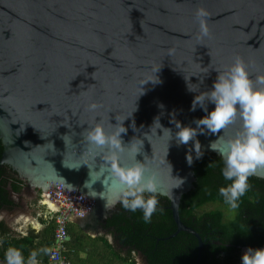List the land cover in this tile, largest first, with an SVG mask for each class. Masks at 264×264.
Instances as JSON below:
<instances>
[{
  "label": "water",
  "instance_id": "1",
  "mask_svg": "<svg viewBox=\"0 0 264 264\" xmlns=\"http://www.w3.org/2000/svg\"><path fill=\"white\" fill-rule=\"evenodd\" d=\"M199 8L208 14L202 39ZM236 58L251 79L264 74V0H0V166L43 190L52 212L61 207L55 191L81 203L67 221L100 231L119 185L105 170L107 148L87 136L97 125L109 136L126 128L118 165L140 163L155 175L151 195L168 200L175 234L195 238L198 264L203 244L182 224L179 204L197 155L221 159L211 143L242 127L237 118L219 134L197 129L177 146L176 123L196 128L206 113L191 110L195 96ZM252 177L264 179V167Z\"/></svg>",
  "mask_w": 264,
  "mask_h": 264
},
{
  "label": "trees",
  "instance_id": "2",
  "mask_svg": "<svg viewBox=\"0 0 264 264\" xmlns=\"http://www.w3.org/2000/svg\"><path fill=\"white\" fill-rule=\"evenodd\" d=\"M3 146L0 141V158ZM223 161L216 155H202L197 158L193 166L195 182L193 188L182 196L179 204V213L192 210L191 215L198 220L194 225L195 232L201 238L203 247L198 264H238L239 251L242 248H264V179L250 176V185L246 194L241 197L235 215L226 220L220 210L196 213L209 204L228 206L219 195V188L225 187L221 169ZM23 188L22 181L16 173L7 166H0V207L11 208L10 194H18ZM151 194H145V198ZM158 203L156 211L152 214L151 222L145 223L140 209L131 212L123 208L118 202L112 218L105 220V226L110 235L118 242L121 248L127 249V254L122 253L109 244L104 238L96 240L80 239L75 233L67 248L72 252L75 262L80 264H135L131 254H141L147 264H194L197 256V241L189 236L192 248L188 251L186 261H173L170 256L160 253L162 248L172 249L177 237H172L166 242H158L174 234L175 227L168 210L169 202L165 198L155 196ZM229 207V206H228ZM209 218L211 225L203 219ZM183 220V218H181ZM53 245V224L46 228L39 238L33 236L15 237L10 234L3 222L0 223V264H5L4 254L9 247L21 250L25 261L30 254L37 252V264H47L48 252ZM87 248L86 261L79 260V253ZM213 255V260L208 262V255ZM91 258V259H89ZM92 258H95L93 263Z\"/></svg>",
  "mask_w": 264,
  "mask_h": 264
},
{
  "label": "clouds",
  "instance_id": "3",
  "mask_svg": "<svg viewBox=\"0 0 264 264\" xmlns=\"http://www.w3.org/2000/svg\"><path fill=\"white\" fill-rule=\"evenodd\" d=\"M207 15L203 8L197 9L195 13L200 26L198 39L209 36L204 19ZM217 73L211 90L196 95L191 105L192 111L199 106L206 114L194 121L196 128L182 127L176 123L178 131L175 139L177 146L186 145L197 136V129H200V134L207 132L215 135L237 118L241 121L242 131L228 139L218 135L210 145L223 161L221 174L224 180L230 182L219 188V195L231 209H237L241 197L250 188L249 177L257 168L264 167V74L258 75L255 80L251 79L240 58H236L226 71ZM208 104L214 105L211 111L208 110ZM90 107L95 109L97 105L92 104ZM155 123H159V119ZM125 132L126 128L109 136L101 125H97L88 133L87 140L97 148H107L105 170L119 185L118 202L131 212L140 209L144 222L150 223L158 201L154 195L145 198V193H156L155 175H146L148 170L140 163L129 167L118 165L120 153L124 150L121 134ZM170 136L172 139L171 132ZM199 146V142L195 141V151ZM131 151L136 154L135 147ZM201 156L202 153H199L197 158ZM186 159L191 165L189 155ZM36 257L37 252L33 251L25 261L21 250L15 247L7 248L4 254L5 264H37ZM241 264H264V248L249 247L241 256Z\"/></svg>",
  "mask_w": 264,
  "mask_h": 264
},
{
  "label": "flooded vegetation",
  "instance_id": "4",
  "mask_svg": "<svg viewBox=\"0 0 264 264\" xmlns=\"http://www.w3.org/2000/svg\"><path fill=\"white\" fill-rule=\"evenodd\" d=\"M16 176L18 177L19 180L22 181V184H23V188L21 189L20 193H18L16 195H21L23 193H26L27 195H29V196L32 197V202L39 201L38 205L41 206L42 204L40 203V201L43 200V199H46V197L44 195V191L43 190H40V189H38V191H32L31 189L32 188L35 189L34 187L30 186L27 181L21 179L17 175V173H16ZM12 195H15V194H10V197H9V201L12 203V207L11 208L0 207V210L1 209H4V210H9L10 212H12L15 208L18 207V203H17V201L14 198H12ZM117 204H116V206H117ZM210 211H212V210H210ZM116 212H118V209L117 208H115L113 210L111 216H109L107 218H112L113 214L116 213ZM191 212H193V211L192 210H187V209L184 210V211H181V213H179V217H180V220H181V222H182V224L184 226H186L187 228L195 231L194 230V225L197 223V220L198 219L195 216L191 215ZM195 212L196 213H202V212H208V211H204L203 209H200L198 211L196 210ZM45 214H47V213H45ZM45 214H41V216H40L41 217L40 221H41V223L43 225V229L44 230L49 227V225L47 226V215H45ZM107 218L105 220H107ZM181 218H183V220ZM171 219H172V217H171ZM105 220L101 224L103 233L105 235H109L112 238L113 244H115L114 245V248L116 250L120 251L124 255L127 254V249L126 248L125 249L124 248H121L118 245L119 243L116 242L114 240V238L110 235L109 230L105 226ZM203 221H204V224L205 225H206L205 221H207L208 224L211 225V220L209 218H205V219H203ZM0 223H1V220H0ZM8 230H9V232H10L11 235L15 236L16 232H14L11 227ZM175 232H176V230H175ZM175 232H174V234H172L171 236H169L167 238H164L162 240H157L158 242H166L167 240H169L172 237H177V240L174 241V242H166V243H164V244H176V246H174L172 249H170V246L167 245V247H169V248L168 249L162 248V250L160 251V253L163 254L164 257L165 256H167V257L170 256V259H172L173 261L179 260L180 262H183V261L185 262L186 261V258H188L187 254H189V255L192 254L191 251L190 252L188 251L190 248H192V245L191 244H193L189 240V236H191V235H189L187 233H182V232L175 234ZM244 249L247 250L248 248H242L238 252L239 253V261H238V264H241V256L244 253V251H243ZM135 255H137V254H135ZM131 257L132 258L134 257V253L131 254ZM207 257H208V259H207L208 262H211L213 260V255L210 254V252H209V255ZM142 263L143 264H147L146 263V259L144 257L142 259Z\"/></svg>",
  "mask_w": 264,
  "mask_h": 264
},
{
  "label": "built area",
  "instance_id": "5",
  "mask_svg": "<svg viewBox=\"0 0 264 264\" xmlns=\"http://www.w3.org/2000/svg\"><path fill=\"white\" fill-rule=\"evenodd\" d=\"M59 211H50L47 205V222L53 224V245L48 252L47 264H71V251L67 248L69 242V215H81V203L55 191ZM38 262V261H37Z\"/></svg>",
  "mask_w": 264,
  "mask_h": 264
},
{
  "label": "rangeland",
  "instance_id": "6",
  "mask_svg": "<svg viewBox=\"0 0 264 264\" xmlns=\"http://www.w3.org/2000/svg\"><path fill=\"white\" fill-rule=\"evenodd\" d=\"M31 190L32 191H38V188H35V189L32 188ZM12 198H14L17 201L18 206L20 205V206L26 208L25 211L27 212L28 217L30 218L29 219L30 223L35 224L34 227H36V224L41 219L40 215L46 213V206H47L46 199L41 200L40 203L42 205L39 206L38 205L39 201L32 202V197L27 195L26 193H23L21 195H16V194L12 195ZM17 208H15L12 212H10L9 210L1 209L0 210V220H1V222H3V220L5 219V216H11V219L8 221L7 225L11 226L12 230L20 231L22 226L18 227V225H16L18 218L13 217L14 212L17 210ZM202 209L204 211L220 210L224 213V217L226 220L231 219L236 213L235 209H231L228 206H222L219 204H209ZM43 230L44 229L42 227L41 231L39 233H37L36 235L40 236L42 234ZM73 231L76 232L75 228L73 229ZM24 232H25V230H22V232H19V233L21 234ZM19 233L15 234V236L16 235L18 236ZM103 235L106 236L104 233H103ZM109 238L111 239V243L114 246L115 244H113L112 238L111 237H109ZM122 255H124V254H122ZM133 259H134L135 264H143L141 261L142 259L139 256L135 255L133 257Z\"/></svg>",
  "mask_w": 264,
  "mask_h": 264
},
{
  "label": "crops",
  "instance_id": "7",
  "mask_svg": "<svg viewBox=\"0 0 264 264\" xmlns=\"http://www.w3.org/2000/svg\"><path fill=\"white\" fill-rule=\"evenodd\" d=\"M25 210H26V208H24V207H22V206L19 205L18 208H17V210L14 212L13 217L18 218L16 225H18V227H20V226H22V227H21V230L20 231H15V230H13V231H15L16 234H17L19 232H22V230H25L24 233H21V234L19 233V235L18 236L16 235L15 237H22V236L23 237H28V236H33L35 238H39L41 235L40 236H37L36 234L41 231L43 225H42L41 221H39L36 224V227H34L35 224H31L30 223V220H29L30 218L28 217V214H27V212ZM46 210H47V206H46ZM45 215H47V214H45ZM10 219H11V216H5V219L3 220L4 225L8 229L11 227V226L7 225L8 221ZM48 225H50V224H48V222H47V226ZM74 228H75V231L76 232L73 231ZM68 230H69V242L71 240L73 241V237L71 236V234L75 233L82 240H84V239L96 240V239L104 238L105 240H107V242L109 244L112 245L111 239L109 238L110 236L109 235L104 236L102 230H100V231H94V232H89V233H84V232H82L80 230V228L75 223H69ZM88 251L89 250L87 248H85V250L83 252L79 253V255H78L79 260H81L83 263L86 261V258H87V255L86 254L88 253ZM71 252H72V250H71ZM70 256H71V259H70L71 260V264H78V263L75 262V258L73 256V254H71ZM134 256H135V254H134ZM89 259H91V258H89ZM92 260H93V263H95L94 262L95 258H92ZM80 264H82V263H80Z\"/></svg>",
  "mask_w": 264,
  "mask_h": 264
}]
</instances>
